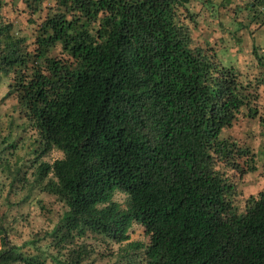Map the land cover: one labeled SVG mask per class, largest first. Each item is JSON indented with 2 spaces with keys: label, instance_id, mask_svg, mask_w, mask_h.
Here are the masks:
<instances>
[{
  "label": "trees",
  "instance_id": "obj_1",
  "mask_svg": "<svg viewBox=\"0 0 264 264\" xmlns=\"http://www.w3.org/2000/svg\"><path fill=\"white\" fill-rule=\"evenodd\" d=\"M201 17L224 32L234 24L237 45L250 31V49L223 59ZM258 31L264 0H0L1 101L12 100L0 172L65 206L48 233L63 264L87 260L75 244L87 235L126 243L124 264H264V193L243 212L233 205L259 160L264 172ZM241 117L258 121L256 150L222 137ZM53 151L62 158L46 162ZM133 224L146 244L129 242ZM7 233L0 226V264H45Z\"/></svg>",
  "mask_w": 264,
  "mask_h": 264
},
{
  "label": "rangeland",
  "instance_id": "obj_2",
  "mask_svg": "<svg viewBox=\"0 0 264 264\" xmlns=\"http://www.w3.org/2000/svg\"><path fill=\"white\" fill-rule=\"evenodd\" d=\"M240 18V17H239ZM211 19L206 17L202 21V17L199 20L198 32H205L215 23H210ZM210 24V25H208ZM226 26L229 30V35L216 25L211 28V34L207 35L205 39L209 41L211 46L214 47L220 57L227 60L228 54L225 51L239 53L244 56L246 50H249L252 44V36L250 31H243L241 37L242 45L236 44V26L231 24L230 21H226ZM254 27H251L253 30ZM255 44L264 48V31H258L254 36ZM225 50V51H224ZM241 58V57H237ZM6 93V88L0 89V124L4 127L8 124L6 122V112H9L12 105V100L7 99L1 101ZM260 126L257 120H248L243 117L239 119L230 129L224 130L222 137L235 140L237 143L249 145L251 149H258L262 142L260 136ZM62 154L58 151H53L44 160L48 163L53 162L55 159L62 158ZM262 160H259L256 164L257 170L250 176H245L241 179V184L238 187V195L233 200V205L237 208L238 212L245 210L247 200L250 197H255L259 193H264V172L262 170ZM29 163L23 162L21 165V175L24 178L30 177ZM26 179V180H27ZM22 183L18 182L16 186L10 187V180L6 178L4 174L0 172V186L2 190L0 192V226L7 229V239L11 245L20 248L21 254L25 257L36 254L35 250H42L45 254V264H63L65 261L64 251L62 255H59L57 248L51 243V238L48 237L50 233L60 222L65 206L58 203L51 195L40 192L37 187L31 188V184H23V191L20 188ZM114 201L124 207L125 196L121 193L114 195ZM34 236H38L39 241L34 246H24L27 242H30ZM129 242H138L142 244L147 243L142 228L133 224L129 231ZM76 245H85L86 250L89 252L87 260L82 264H124L122 262L121 250L125 246L124 244L106 243L97 239V237L91 238L87 235L84 238L76 239ZM38 248V249H37ZM58 259V261H55ZM139 260L135 262L138 264Z\"/></svg>",
  "mask_w": 264,
  "mask_h": 264
}]
</instances>
